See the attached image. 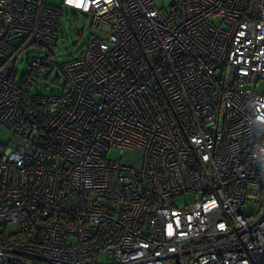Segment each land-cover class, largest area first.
<instances>
[{"label":"built area","instance_id":"2783aa9c","mask_svg":"<svg viewBox=\"0 0 264 264\" xmlns=\"http://www.w3.org/2000/svg\"><path fill=\"white\" fill-rule=\"evenodd\" d=\"M61 4L90 34L78 57H29L64 79L44 94L15 63L56 46L62 9L0 0V227L19 229L0 264H264V94L241 88L264 81V0Z\"/></svg>","mask_w":264,"mask_h":264},{"label":"rangeland","instance_id":"374dc122","mask_svg":"<svg viewBox=\"0 0 264 264\" xmlns=\"http://www.w3.org/2000/svg\"><path fill=\"white\" fill-rule=\"evenodd\" d=\"M43 3L52 7H59L62 9V16L59 19L58 28V41L55 47L52 49L39 48L36 46L29 47L23 50L15 63L14 80L17 84L28 83L33 87V91L41 92L44 94L58 93L63 86L64 79L61 78L59 85L52 84V79L56 75H59L56 71H50V69H42L40 71H33L27 61L29 57L38 55L50 54L55 56L57 59L63 61L69 58L78 57L84 51L86 41L90 34V16L82 11L69 9L63 7L61 0H43ZM155 3L160 8L168 11L170 0H155ZM242 89H251L259 94H264V81L256 83L243 84ZM0 143L3 145L10 146V133L0 125ZM110 157H117L120 154L118 148H112L109 151ZM123 157L127 163H132L134 158V152L128 149L123 150ZM194 199V194L187 193L173 199L174 203L183 207L185 203L190 204ZM259 207L254 204H246L244 207V213L246 215H252L258 212ZM18 226L15 223L7 225L6 229L0 227V232L4 233H15L17 232ZM0 234V237L2 236ZM27 263L29 261H26ZM112 262L106 259L104 256H100L99 260L94 264H107Z\"/></svg>","mask_w":264,"mask_h":264},{"label":"trees","instance_id":"16d2710c","mask_svg":"<svg viewBox=\"0 0 264 264\" xmlns=\"http://www.w3.org/2000/svg\"><path fill=\"white\" fill-rule=\"evenodd\" d=\"M9 240L4 241L2 237H0V243H3L4 245H8ZM18 262H21L22 264H45V263H40L38 261H32V260H24V259H16ZM26 261H29L28 263ZM12 264H16L13 262Z\"/></svg>","mask_w":264,"mask_h":264},{"label":"bare ground","instance_id":"6f19581e","mask_svg":"<svg viewBox=\"0 0 264 264\" xmlns=\"http://www.w3.org/2000/svg\"><path fill=\"white\" fill-rule=\"evenodd\" d=\"M33 261V260H32ZM38 262H40V263H45V262H41V261H38ZM45 264H48V263H45Z\"/></svg>","mask_w":264,"mask_h":264}]
</instances>
